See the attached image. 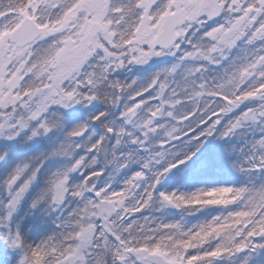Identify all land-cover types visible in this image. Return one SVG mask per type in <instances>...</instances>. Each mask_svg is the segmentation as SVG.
Masks as SVG:
<instances>
[{
    "label": "snow or ice",
    "instance_id": "obj_1",
    "mask_svg": "<svg viewBox=\"0 0 264 264\" xmlns=\"http://www.w3.org/2000/svg\"><path fill=\"white\" fill-rule=\"evenodd\" d=\"M0 264H264V0H0Z\"/></svg>",
    "mask_w": 264,
    "mask_h": 264
}]
</instances>
